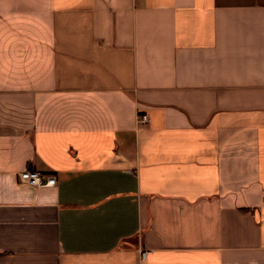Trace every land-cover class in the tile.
Here are the masks:
<instances>
[{
  "label": "crops",
  "instance_id": "obj_1",
  "mask_svg": "<svg viewBox=\"0 0 264 264\" xmlns=\"http://www.w3.org/2000/svg\"><path fill=\"white\" fill-rule=\"evenodd\" d=\"M0 264H264V0H0Z\"/></svg>",
  "mask_w": 264,
  "mask_h": 264
},
{
  "label": "built area",
  "instance_id": "obj_2",
  "mask_svg": "<svg viewBox=\"0 0 264 264\" xmlns=\"http://www.w3.org/2000/svg\"><path fill=\"white\" fill-rule=\"evenodd\" d=\"M20 182L35 187H51L56 185V177L45 175L38 170H25L20 175ZM147 252H142V260L146 258Z\"/></svg>",
  "mask_w": 264,
  "mask_h": 264
}]
</instances>
